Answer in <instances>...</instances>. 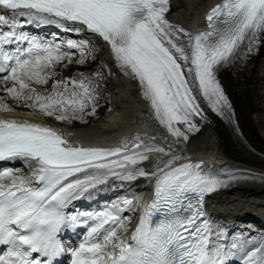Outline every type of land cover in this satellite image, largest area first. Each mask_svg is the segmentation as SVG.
<instances>
[{
  "label": "snow or ice",
  "instance_id": "obj_1",
  "mask_svg": "<svg viewBox=\"0 0 264 264\" xmlns=\"http://www.w3.org/2000/svg\"><path fill=\"white\" fill-rule=\"evenodd\" d=\"M168 11L169 0H0V90L6 93L0 113L14 110L6 102L12 100L58 122L95 114L92 77L53 80L56 67L72 63L77 52V64L95 59L89 41L49 43L20 31L25 24L56 25L102 41L137 81L159 125L177 141L188 140L187 133L200 130L197 118H206L201 99L221 117L231 112L218 73L264 44V0H221L198 34L171 23ZM49 81L50 91L38 90ZM150 153L168 159L146 170ZM181 159L139 138L85 147L53 127L0 117V162L21 161L28 169L27 175L0 169V264H57L64 256L70 264H264V237L240 233L229 242L203 208L206 194L256 177L244 169L177 163ZM139 178L154 180L150 202L133 195L101 210L69 211L110 180ZM137 209L133 227L124 213ZM77 227L84 228L82 239L66 245L61 233Z\"/></svg>",
  "mask_w": 264,
  "mask_h": 264
},
{
  "label": "bare ground",
  "instance_id": "obj_2",
  "mask_svg": "<svg viewBox=\"0 0 264 264\" xmlns=\"http://www.w3.org/2000/svg\"><path fill=\"white\" fill-rule=\"evenodd\" d=\"M215 0H169L168 19L171 23L178 25L189 33H193L187 26V19L190 14L196 12L197 6H202L203 3L210 5ZM167 15V13H166ZM167 17V16H166ZM198 25L194 26L196 30ZM257 56L250 55L248 62L240 59L233 62L220 70V78L225 89V92L230 96L234 111L235 119L230 118L229 113L225 117H221L210 111L206 103L201 99L200 104L204 109L205 119L197 118L196 123L199 126V131L187 133L188 140L180 145L181 148L170 147L169 152L180 156L182 159L177 163H181L188 156L203 157L206 160H214L219 158H229L230 162H240L257 169H264V158L259 156L255 150L264 153V78L259 76V72L264 69V44H261L253 53L258 52ZM106 59V56H105ZM260 69V70H259ZM117 76H122L121 80H117V84L112 89V96L117 103L121 102L122 106L112 115L105 118L99 123H92L83 126L87 131L110 130L119 117H123L125 121H131L136 128L139 129L140 123L137 118L138 106L143 110V104L136 99L133 90L136 87L140 88L137 81L130 76L124 75L120 70L115 73ZM233 76V77H232ZM132 79L128 83V79ZM235 83L233 84V80ZM262 88V89H261ZM129 89L128 99L119 96L123 91ZM142 92V90H141ZM119 94V96H118ZM142 102L149 106V102L142 99ZM153 114V111L149 110ZM5 116H13L18 118H26L27 120H41L35 113H22L21 111H12L4 114ZM153 118L154 114H153ZM155 121H157L155 119ZM158 122V121H157ZM240 128L245 140H243L236 132V128ZM138 131L131 133V136L137 134ZM168 137V134H167ZM175 139V138H174ZM92 141V138H91ZM154 144V143H148ZM255 149V150H253ZM157 156H152L142 166L144 168L151 167V163L157 161ZM154 168V167H153ZM149 168L146 170H152ZM153 180H144L128 182L132 196L143 197L144 191ZM261 193L256 198L257 194ZM103 197V196H102ZM264 185H256L249 188H240L239 190H231L226 196L218 197L223 204L238 208L240 212H246V208L258 207L264 210ZM212 199V198H211ZM212 201V200H211ZM215 209V207H214ZM221 213H218L220 216ZM264 225V224H263Z\"/></svg>",
  "mask_w": 264,
  "mask_h": 264
},
{
  "label": "rangeland",
  "instance_id": "obj_3",
  "mask_svg": "<svg viewBox=\"0 0 264 264\" xmlns=\"http://www.w3.org/2000/svg\"><path fill=\"white\" fill-rule=\"evenodd\" d=\"M260 70V69H259ZM116 73V72H115ZM233 77V76H232ZM236 81H235V79L233 80V84L235 83ZM262 89V88H261ZM264 116V115H263Z\"/></svg>",
  "mask_w": 264,
  "mask_h": 264
}]
</instances>
